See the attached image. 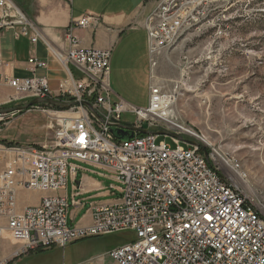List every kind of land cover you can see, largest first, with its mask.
Listing matches in <instances>:
<instances>
[{
    "label": "built area",
    "instance_id": "built-area-1",
    "mask_svg": "<svg viewBox=\"0 0 264 264\" xmlns=\"http://www.w3.org/2000/svg\"><path fill=\"white\" fill-rule=\"evenodd\" d=\"M193 2L161 0L157 7H165V14H157L156 7L146 18L152 82L148 106L137 107L115 97L113 48L83 47L74 34L76 27L98 25V16L86 14L71 22L65 30L67 48L60 49L15 0H0V32L11 31L14 38L31 43L43 42L67 71L54 88L47 76L36 74L47 62L31 56L30 76H7L2 72L0 50V84L7 83L15 92L9 102L77 103L67 108L69 116L57 117L45 150L25 144V151H17L0 142V236L8 234L22 244L15 256L129 231L132 237L111 250V262L103 264H264V204L247 194L249 178L235 165L236 157L221 152V145L212 140L211 146L201 145L196 130L180 124H175L176 135L164 134L174 140L175 147L158 143L160 134L136 132L132 140H119L110 131L112 127L141 128L145 122L154 130L155 120L167 121L176 88L155 80L154 68L163 50L179 37ZM83 103L91 104L97 114ZM31 107L44 112L55 108L47 103ZM4 110L0 108V134L1 127L22 111ZM77 163L104 166L120 194L113 204H92L90 223L70 226V204L58 194L18 209V189L59 191L65 188L68 175L76 173Z\"/></svg>",
    "mask_w": 264,
    "mask_h": 264
},
{
    "label": "rangeland",
    "instance_id": "rangeland-1",
    "mask_svg": "<svg viewBox=\"0 0 264 264\" xmlns=\"http://www.w3.org/2000/svg\"><path fill=\"white\" fill-rule=\"evenodd\" d=\"M160 1L156 0V7ZM186 16L179 37L163 50L155 70V80L176 88L177 99L167 121L158 118L152 129L174 133L178 128L175 124H180L221 145V152L236 157L240 170L246 172L247 194L264 204V0H195ZM116 69L114 63V75ZM151 82L149 65L133 78L131 100L115 97L146 107ZM14 95L13 90L10 98ZM26 103L12 101L0 108ZM50 111L32 107L20 111L1 127L0 142L45 149V143L53 138L57 117L69 116V109L55 107ZM156 141L176 146L164 134ZM6 235L5 240L14 241ZM131 237L129 231L91 236L65 247L0 255V260L4 264L109 263V252ZM5 243L0 239V244Z\"/></svg>",
    "mask_w": 264,
    "mask_h": 264
},
{
    "label": "crops",
    "instance_id": "crops-1",
    "mask_svg": "<svg viewBox=\"0 0 264 264\" xmlns=\"http://www.w3.org/2000/svg\"><path fill=\"white\" fill-rule=\"evenodd\" d=\"M25 13L43 30L55 47L67 48L66 28L86 14L99 17L100 23L89 27H76L74 34L86 48H113L111 61L112 88L115 95L131 100L133 78L150 65L148 37L145 21L156 7V0H15ZM0 50L3 55L2 72L7 76L25 77L32 74L28 58L35 56L47 62L36 74L47 76L52 87L67 77V71L43 42L31 43L27 38L16 39L11 31L0 32ZM114 63L117 65L114 75ZM145 76V85H146ZM13 89L0 84V105L9 102ZM74 175L69 174L65 188L56 192L18 189V209L40 204L48 194L66 197L69 202L68 224L80 226L92 221L89 207L113 204L119 197L111 172L104 166L77 163ZM2 166L0 165V169ZM78 201V203H74ZM0 244V255L15 256L22 244L5 240ZM55 248V247H54ZM59 248V247H56ZM42 251V250H33Z\"/></svg>",
    "mask_w": 264,
    "mask_h": 264
},
{
    "label": "water",
    "instance_id": "water-1",
    "mask_svg": "<svg viewBox=\"0 0 264 264\" xmlns=\"http://www.w3.org/2000/svg\"><path fill=\"white\" fill-rule=\"evenodd\" d=\"M39 103H47V104H50L52 106L63 108V109H67V108H70L74 105H77V103H75V102H63V101L53 100V99H45V100L34 99V100L27 102L26 104L17 106V107L12 108V109L13 110H25V109H28L31 106H34V105L39 104ZM83 104H85L90 110H92L94 113L97 114V112L93 109L91 104H89V103H83ZM9 110H11V109H5L4 111H9ZM110 131L119 140H132L135 138L136 132H140L142 134L152 133V134L176 135V134L169 132V131L157 132V131L151 130L149 127V124L147 122H145L141 128H135V127L115 128V127H112ZM193 143H197V142L193 141Z\"/></svg>",
    "mask_w": 264,
    "mask_h": 264
},
{
    "label": "bare ground",
    "instance_id": "bare-ground-1",
    "mask_svg": "<svg viewBox=\"0 0 264 264\" xmlns=\"http://www.w3.org/2000/svg\"><path fill=\"white\" fill-rule=\"evenodd\" d=\"M157 14H165V7H157ZM155 70H156V68H154V75H155ZM176 99H177V95L175 97V102H176ZM196 138H198V140L201 141V145H203V146H208L211 144L208 141V138H206V136L199 135L196 133ZM12 146L16 147L17 151H25V145H23V146L22 145H12ZM37 150H45V149H41V148L37 147ZM235 165L237 167H239V170H240L239 162L237 160H235ZM240 173H246V172L240 170Z\"/></svg>",
    "mask_w": 264,
    "mask_h": 264
},
{
    "label": "trees",
    "instance_id": "trees-1",
    "mask_svg": "<svg viewBox=\"0 0 264 264\" xmlns=\"http://www.w3.org/2000/svg\"><path fill=\"white\" fill-rule=\"evenodd\" d=\"M57 108H59V107H57ZM60 109H63V108H60Z\"/></svg>",
    "mask_w": 264,
    "mask_h": 264
}]
</instances>
